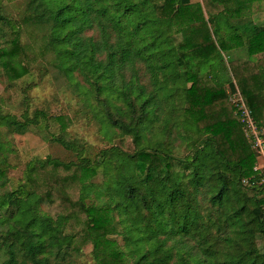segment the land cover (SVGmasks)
<instances>
[{"label":"trees","instance_id":"trees-1","mask_svg":"<svg viewBox=\"0 0 264 264\" xmlns=\"http://www.w3.org/2000/svg\"><path fill=\"white\" fill-rule=\"evenodd\" d=\"M226 1L24 0L18 21L0 13L11 35L2 73L27 74L28 44L38 43L110 142L90 153L50 134L72 159L10 168L1 130L44 117L0 108V264H71L85 244L93 264H264V184L226 90L235 86L254 123L264 121V22L232 15ZM244 45V57L221 54ZM45 166L61 168V184L87 174L59 209L32 184ZM75 211L81 235L68 231Z\"/></svg>","mask_w":264,"mask_h":264},{"label":"rangeland","instance_id":"rangeland-1","mask_svg":"<svg viewBox=\"0 0 264 264\" xmlns=\"http://www.w3.org/2000/svg\"><path fill=\"white\" fill-rule=\"evenodd\" d=\"M191 2L202 3L203 0H191ZM224 5L233 10L232 15L247 17L256 24L264 22V0H227ZM23 9L24 0H0V13L10 20L18 21ZM207 30L210 31L208 25ZM224 33L223 31L222 34ZM10 36L9 29L0 25V46ZM19 38L21 42L29 41L24 29ZM28 45H30V51L36 56L31 64L36 62L27 74L11 78L10 72L4 75L0 68V108L17 119H22V113L31 115L34 110L42 111L44 118L39 125L28 126L21 133L1 130L2 140L6 144L3 157L7 165L10 168H16L24 166L27 162L46 157L61 161L72 159L70 152L49 138L50 134L60 132L67 140L74 139L80 142L90 153L108 147L110 142L98 130L99 124L93 118L90 109L83 103L82 95L52 64L51 55L46 54L44 58H39L38 43L29 42ZM221 54L232 59L244 57L246 55L245 45L231 49L229 52L222 50ZM76 82L81 84L80 77L76 76ZM234 88L233 93H229L227 88L226 90L229 104L235 105L239 95L235 86ZM257 132L264 136V121L259 125ZM246 134L249 136L247 130ZM255 157V165L259 166L260 171H264V156L255 154ZM61 174H65L61 168L45 166L36 168L32 176L35 190L43 193L49 192L50 198L54 201L51 206L56 209L62 207L67 198L75 199L77 181H82L87 177V174H82L61 184L63 183L59 179ZM92 180L99 183L101 174L98 173ZM15 183L14 178H9L5 187L11 188ZM41 208L47 211L45 206L41 205ZM84 227L83 216L79 211H75L70 217L68 231L72 230L76 235H81ZM110 238L117 243L118 247L123 248L120 236L113 235ZM77 243L81 244L80 241ZM69 261L71 264H93L90 244H85L79 252L72 253Z\"/></svg>","mask_w":264,"mask_h":264},{"label":"built area","instance_id":"built-area-1","mask_svg":"<svg viewBox=\"0 0 264 264\" xmlns=\"http://www.w3.org/2000/svg\"><path fill=\"white\" fill-rule=\"evenodd\" d=\"M239 95V93H238ZM238 102L232 104L235 108V113L241 124L242 131L247 138L251 149L255 154L264 156V136L257 132L259 126H257L252 120L248 108L244 105L240 95L238 96ZM246 130L249 132V136L246 134ZM253 170L257 171L260 174L258 183L264 184V171H260L259 166L253 165ZM245 182V181H244Z\"/></svg>","mask_w":264,"mask_h":264}]
</instances>
